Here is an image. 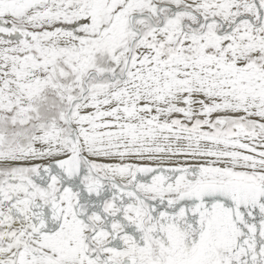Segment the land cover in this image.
<instances>
[{"label":"snow or ice","instance_id":"6c2138e0","mask_svg":"<svg viewBox=\"0 0 264 264\" xmlns=\"http://www.w3.org/2000/svg\"><path fill=\"white\" fill-rule=\"evenodd\" d=\"M0 264H264V0H0Z\"/></svg>","mask_w":264,"mask_h":264}]
</instances>
